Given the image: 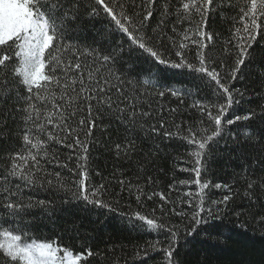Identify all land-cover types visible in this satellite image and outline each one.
<instances>
[{
	"label": "snow or ice",
	"instance_id": "6c2138e0",
	"mask_svg": "<svg viewBox=\"0 0 264 264\" xmlns=\"http://www.w3.org/2000/svg\"><path fill=\"white\" fill-rule=\"evenodd\" d=\"M218 17L227 35L216 30ZM258 57L264 61V0H0V264H103L106 250L93 251L88 240L83 251H74L35 238L42 217L34 211L51 219L54 201L26 191L55 190L65 194L63 204L115 213L120 204L106 199V184L90 183L91 159L102 147L131 160L138 139L151 140L157 151L156 141H184L193 149V167L181 170L194 173L198 187L169 201L131 180L117 181L121 191L136 193L138 204L142 197L161 200L160 217L155 208L152 218L138 210L118 213L131 228L165 237L163 248L159 239L147 242L145 256L162 252L163 264H182L181 241L188 244L208 229L223 235L228 224L264 240V103L259 111L226 118L246 96L234 82L249 75ZM139 61L185 70L187 83L164 84L150 72L141 80ZM258 73L259 91L252 95L264 101V63ZM166 95L177 100L175 107L161 103ZM190 110L200 117L193 123L183 119ZM238 122L246 130L235 143L250 148L240 153L247 167L234 177L243 191L216 183L211 187L227 194L210 199V182L202 183L201 173ZM61 148L69 152L64 159ZM169 213L180 224L170 223ZM70 231L79 237L77 225Z\"/></svg>",
	"mask_w": 264,
	"mask_h": 264
},
{
	"label": "trees",
	"instance_id": "16d2710c",
	"mask_svg": "<svg viewBox=\"0 0 264 264\" xmlns=\"http://www.w3.org/2000/svg\"><path fill=\"white\" fill-rule=\"evenodd\" d=\"M216 30L223 32L224 35L228 34L219 17L216 20ZM189 59L191 60L192 57L190 56ZM261 63L264 61L258 57L257 62L250 67L249 75L244 80L238 79L234 82V87L246 91V96L239 105H235L229 111L226 118L244 115L249 108L259 111L258 105L264 101L253 96L252 92L253 90L259 91L255 85L259 78L258 68ZM136 72L144 74L141 80L149 78L148 73L150 72L152 79L159 77L164 84L180 87L181 83H187L185 70L165 68L151 61H139ZM201 96L207 97V90H204ZM161 103L165 106L175 107L177 100L166 95ZM190 103L191 100L186 99L185 107ZM199 118V114L195 110H190V115L185 113L183 116V119L189 123H193ZM244 123L238 122L227 128L223 138L213 149L214 162L207 172L202 171L201 173V182H210V188L206 190L210 199H219L222 195L227 194L223 189L211 187L216 183L229 184L234 189L243 191L242 184L235 182L234 177L236 173H241L242 169L247 167L240 159V153L250 151L247 144L238 146L235 143V140L244 138L242 135L246 130ZM136 143L138 151L133 154L131 160L117 158L114 153L105 152L102 147L94 152V158L91 159L90 183L98 185L104 182L106 184L109 189L106 199L118 200L120 204L115 213H109L105 209L88 208L86 210L83 205L79 204H63L62 200L66 199L65 194L57 193L55 190H38L34 193L26 191V195H31L34 199L54 201L55 212L51 214V219L47 215H42L39 209L34 211V215L42 217L33 228L35 238L56 240L58 244L71 247L74 251H83L84 248L81 245L84 240H88L93 251L106 250L107 259L103 264H163L162 252H149L147 256L144 255V249L147 248L149 241L159 239L160 247L166 246L163 234L157 236L153 232L137 231L131 228L118 214L138 210L152 218V209L155 208L157 209L155 216L160 217L161 200L159 196H154L152 200L142 197V202L138 204L135 199L136 193L134 191L130 193L127 190L121 191L117 181L120 179L131 180L133 184H139L149 194L162 192L169 201H179L187 191L191 190L193 193L198 191V187L192 183L195 180L194 173L181 170L193 167L189 157V153L193 149L179 139L162 143L156 141L159 151L151 140L138 139ZM3 144L4 142L0 141V146ZM68 154L67 149H60L61 159L66 158ZM72 166L74 164H70V167ZM97 171L100 172L99 176L96 175ZM62 175L66 179L70 177L67 170L63 171ZM148 177L152 179L151 184L148 183ZM175 181H188L189 183L187 186L176 185L175 188L170 189L169 186L173 185ZM241 203L242 201L239 199L236 202L237 206ZM169 207L168 204H165L166 211ZM182 209L187 211V205H176L177 211ZM167 219L172 224H180V219L174 214L169 213ZM73 224L77 225L78 238L70 231ZM222 231L223 235H217L216 229H208L196 239H190L188 244L181 241L178 251L182 264H264V240L258 235L253 236L251 231L246 232L233 224H228Z\"/></svg>",
	"mask_w": 264,
	"mask_h": 264
}]
</instances>
